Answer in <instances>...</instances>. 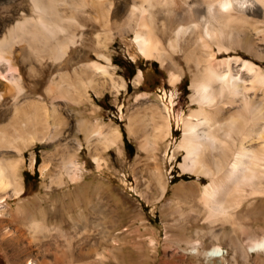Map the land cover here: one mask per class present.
Here are the masks:
<instances>
[{
  "label": "rangeland",
  "instance_id": "rangeland-1",
  "mask_svg": "<svg viewBox=\"0 0 264 264\" xmlns=\"http://www.w3.org/2000/svg\"><path fill=\"white\" fill-rule=\"evenodd\" d=\"M66 1L76 13L82 7L91 15L97 12L91 0H54L59 7ZM100 2L110 14L104 25L93 16L88 21L92 33L85 44L86 60L106 64L111 74L88 68L92 80L85 100L79 98L77 81L71 85L74 99L51 97V80L59 77L49 56L41 60L48 68L37 75L30 73L26 62L20 63L26 92L40 96L47 121L57 126L49 133L45 127L35 134L27 132L19 169L23 190L9 197L13 210L19 204L29 209L39 224L56 227L39 232L35 240L26 221H18L23 237H29L20 240L32 248L41 264H264V250H246L247 239L264 229V195L245 198L230 209L226 226H232L236 244L227 236L214 238L203 220L205 210L192 197H198L207 178L183 173L179 166L184 153L176 144L185 116L198 106L191 96L192 84L202 69L195 65L196 55L184 57L182 45H168L173 35L162 33L166 31L162 26V43L171 55L164 54L162 64L145 57L133 39L134 19L129 13L136 7H147L148 0ZM152 3L150 9L167 11L165 5ZM117 9V16H112ZM154 22L157 26L169 24L164 17ZM96 32L107 35L105 46L98 42ZM81 43L77 39L75 44L79 47ZM197 54L201 62L205 53ZM225 56L248 58L264 71V58L242 48L229 53L222 49L215 57ZM170 61L177 65L171 66ZM138 70L142 75L136 80ZM170 73L179 78L172 82ZM34 82L38 88L33 92ZM12 103V95L6 96L0 111L12 109ZM216 103L221 102L217 99ZM80 119L87 122L85 131L80 128ZM40 120L46 126L44 115ZM115 130L120 136L112 143L108 136ZM69 160L75 165L66 168L63 163ZM11 226L0 228V264H15V247L8 243L11 236L6 234ZM214 226L221 228L223 224L216 222ZM214 244L222 247L221 256L206 254Z\"/></svg>",
  "mask_w": 264,
  "mask_h": 264
},
{
  "label": "bare ground",
  "instance_id": "bare-ground-1",
  "mask_svg": "<svg viewBox=\"0 0 264 264\" xmlns=\"http://www.w3.org/2000/svg\"><path fill=\"white\" fill-rule=\"evenodd\" d=\"M153 1L165 5L167 11L150 9L152 0H148L147 7L132 9L129 16L134 19L133 39L145 57L158 59L162 64V56L171 55L162 43L159 30L163 26L166 31L162 33L173 35L168 38V45H182L184 57L196 55L195 65L202 69L192 84L191 96L198 106L192 107L185 116L183 132L176 144V149L184 153L179 166L183 173L207 178L198 197H192H196L200 202L197 206L205 210L203 220L209 226L208 232L214 238L227 236L236 244L232 226H226L232 215L230 209L239 206L245 198L264 195V71L248 58L215 56L222 49L229 53L242 48L264 58V0ZM91 4L97 11L94 15L84 7L74 12L67 1L59 7L54 0H0V102L8 95L13 97L12 109L0 111V228L12 225L13 229L7 228L6 234L11 236L8 243L15 247V264H41L32 248L20 240L29 237L28 234L23 237L24 230L18 228V221H26L35 240L39 232L56 227L39 224L29 209L18 204L13 210L9 202L10 196H18L23 190L19 169L27 132L35 134L45 127L49 133L57 127L47 121L40 96L26 92L20 63L26 62L30 73L37 75L48 68L41 60L49 56L59 77L51 80L53 87L48 89L51 97L74 99L71 85L73 87L77 81L79 98L85 100L92 80L88 68L102 75L111 74L106 64L99 61L91 64L86 60L85 44L92 33L88 21L93 16L104 25L105 17L110 14L100 6V0H91ZM117 14L118 9L111 13L112 16ZM163 17L169 24L155 25V19ZM106 36L96 32L100 45H106ZM77 39L82 40L79 47L75 44ZM199 52L205 53V57L199 59L201 62L197 61ZM100 55L109 60L107 55ZM170 65L176 66L177 62L170 61ZM141 75L138 70L135 79L139 80ZM178 78L170 73L172 82ZM31 87L34 92L38 85L34 82ZM217 99L221 103H216ZM166 109L170 113L168 105ZM43 115L46 126L40 123ZM79 124L84 131L87 129L85 119H80ZM110 134V142L117 143L120 131ZM63 164L67 168L75 162L69 160ZM152 179L156 181L153 176ZM197 206L195 209H199ZM216 222L223 226L216 228ZM247 240V251L264 250V229ZM205 252L221 256L223 249L214 244Z\"/></svg>",
  "mask_w": 264,
  "mask_h": 264
}]
</instances>
